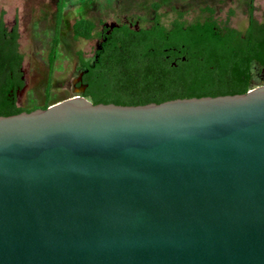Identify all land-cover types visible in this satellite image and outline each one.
<instances>
[{
	"label": "water",
	"instance_id": "water-1",
	"mask_svg": "<svg viewBox=\"0 0 264 264\" xmlns=\"http://www.w3.org/2000/svg\"><path fill=\"white\" fill-rule=\"evenodd\" d=\"M0 264H264V86L0 116Z\"/></svg>",
	"mask_w": 264,
	"mask_h": 264
},
{
	"label": "trees",
	"instance_id": "trees-1",
	"mask_svg": "<svg viewBox=\"0 0 264 264\" xmlns=\"http://www.w3.org/2000/svg\"><path fill=\"white\" fill-rule=\"evenodd\" d=\"M72 0H57L48 64L52 74L59 56L65 8ZM160 5H152L149 21L126 20L111 25L77 18L71 25L74 40H95L93 57L78 51L83 72L81 96L93 104L136 106L181 98L245 94L252 89V66L264 73V21L254 17V0L246 11L244 31L220 25L211 7L201 9L205 17L184 19L185 12L172 9L165 24ZM145 22V23H144ZM17 25L8 29L0 17V116L46 109L50 102L51 74L43 105L20 107L17 96L25 87ZM58 102V101H55ZM54 102V103H55Z\"/></svg>",
	"mask_w": 264,
	"mask_h": 264
},
{
	"label": "rangeland",
	"instance_id": "rangeland-1",
	"mask_svg": "<svg viewBox=\"0 0 264 264\" xmlns=\"http://www.w3.org/2000/svg\"><path fill=\"white\" fill-rule=\"evenodd\" d=\"M57 0H0V17L8 29L17 25L19 51L23 55L21 71L25 82L18 93L17 105L31 107L46 102V88L51 74L48 56L51 36L55 25ZM249 0H72L65 8L61 25L59 56L51 74L50 102L61 101L81 95L85 88L80 83L83 72L78 68L77 52L86 59L93 57L96 41L74 40L71 25L77 18H89L107 25L126 20L149 21L154 15L152 5H160L162 22L168 24L174 17L172 9L185 12L184 19L194 21L205 17L201 9L208 6L214 10V18L220 25L240 31L247 27ZM254 17L264 21V0H254ZM145 23V22H144ZM252 87L264 86V73L258 65L252 66Z\"/></svg>",
	"mask_w": 264,
	"mask_h": 264
}]
</instances>
